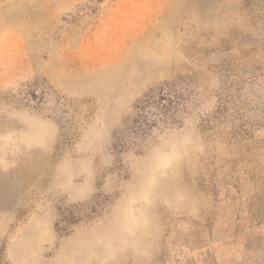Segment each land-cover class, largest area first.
I'll use <instances>...</instances> for the list:
<instances>
[{"label": "rangeland", "instance_id": "obj_1", "mask_svg": "<svg viewBox=\"0 0 264 264\" xmlns=\"http://www.w3.org/2000/svg\"><path fill=\"white\" fill-rule=\"evenodd\" d=\"M0 264H264V0H0Z\"/></svg>", "mask_w": 264, "mask_h": 264}, {"label": "clouds", "instance_id": "obj_2", "mask_svg": "<svg viewBox=\"0 0 264 264\" xmlns=\"http://www.w3.org/2000/svg\"><path fill=\"white\" fill-rule=\"evenodd\" d=\"M158 166L167 168L175 160V154L156 150ZM150 193L146 189L131 193L126 201L119 206L120 231L127 237H136L138 233L147 229L150 218L149 209L151 207Z\"/></svg>", "mask_w": 264, "mask_h": 264}, {"label": "trees", "instance_id": "obj_3", "mask_svg": "<svg viewBox=\"0 0 264 264\" xmlns=\"http://www.w3.org/2000/svg\"><path fill=\"white\" fill-rule=\"evenodd\" d=\"M150 108H156L157 112L152 113L149 110ZM138 109L137 116L126 128L127 135L120 140L124 148L127 141H131V145L137 148L146 146L147 141L152 136L153 128L159 124L165 125L168 123L166 117L172 111V105L165 106L156 97H151L145 100L143 106ZM152 117L156 119L152 120Z\"/></svg>", "mask_w": 264, "mask_h": 264}]
</instances>
